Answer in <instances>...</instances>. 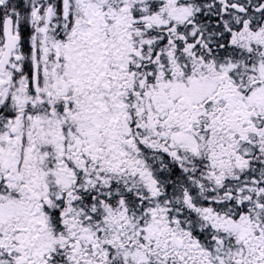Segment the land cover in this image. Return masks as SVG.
<instances>
[{
  "label": "snow or ice",
  "instance_id": "obj_1",
  "mask_svg": "<svg viewBox=\"0 0 264 264\" xmlns=\"http://www.w3.org/2000/svg\"><path fill=\"white\" fill-rule=\"evenodd\" d=\"M0 264H264V0H0Z\"/></svg>",
  "mask_w": 264,
  "mask_h": 264
}]
</instances>
